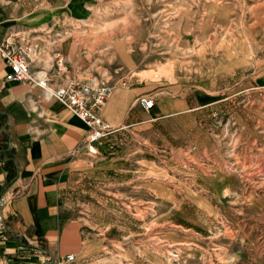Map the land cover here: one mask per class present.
I'll return each mask as SVG.
<instances>
[{
	"label": "rangeland",
	"instance_id": "1",
	"mask_svg": "<svg viewBox=\"0 0 264 264\" xmlns=\"http://www.w3.org/2000/svg\"><path fill=\"white\" fill-rule=\"evenodd\" d=\"M77 6L72 24L59 18L58 49L76 55L78 79L125 80L126 88L134 78L161 81L205 91L212 101L195 118L194 134L211 153L199 160L191 146L184 154L199 171L159 153L165 170L157 185L146 186L159 199L130 195L105 204L108 214H94L96 229L109 228L113 241L95 260L264 264V0H84ZM114 133L100 145L106 152L122 143L112 140ZM210 175L231 185L222 197L210 191ZM172 225L191 232L166 231Z\"/></svg>",
	"mask_w": 264,
	"mask_h": 264
},
{
	"label": "crops",
	"instance_id": "2",
	"mask_svg": "<svg viewBox=\"0 0 264 264\" xmlns=\"http://www.w3.org/2000/svg\"><path fill=\"white\" fill-rule=\"evenodd\" d=\"M80 1L84 0H0V43L6 36L18 34L17 42L40 48L35 66L44 75L52 55L60 52L59 18L64 25L72 24ZM74 56L66 54L64 59L72 77H78ZM6 72L0 57V137L5 131L8 138L0 157L11 159L16 171L12 183L6 185L7 174L0 162V264H60L67 254L74 255L75 264H99L95 259L113 241L109 228L102 233L96 229L94 214L102 216L105 204L127 202L130 195L144 193L153 198L155 194L159 199L146 187L157 185L165 170L160 171L159 153L197 171L199 167L184 155L187 149L193 146L199 160L211 153L203 143L194 141L199 131L195 118L212 104L205 91L134 78L128 88L114 89L99 112L116 129L112 140L122 143L112 152L97 146L95 153H87L83 147L85 125L39 87L6 82ZM139 97L152 98V109H142L137 104ZM197 176L187 174L203 185L204 178ZM210 177L211 192L222 197L229 191L227 181ZM172 226L176 229L166 231L191 232Z\"/></svg>",
	"mask_w": 264,
	"mask_h": 264
},
{
	"label": "built area",
	"instance_id": "3",
	"mask_svg": "<svg viewBox=\"0 0 264 264\" xmlns=\"http://www.w3.org/2000/svg\"><path fill=\"white\" fill-rule=\"evenodd\" d=\"M15 38L14 34L8 35L0 43V57L7 66L5 81L35 85L48 97L62 104L85 125L87 133L83 147L87 153H95V148L102 145L105 138L116 131L99 116V112L116 85L126 88L128 82L120 80L117 84H109L104 80L93 79L83 82L78 77H72L64 57L59 52L52 55L50 69L43 75L42 70L35 66L40 59L41 49L31 44H21ZM137 104L145 111L154 106L153 99L149 97H139ZM74 263L72 254H67L60 262Z\"/></svg>",
	"mask_w": 264,
	"mask_h": 264
},
{
	"label": "trees",
	"instance_id": "4",
	"mask_svg": "<svg viewBox=\"0 0 264 264\" xmlns=\"http://www.w3.org/2000/svg\"><path fill=\"white\" fill-rule=\"evenodd\" d=\"M7 142H8V138H7V135H6L5 131H4L2 137H0V152L1 153H3L5 151V149L7 148ZM0 162L2 163V167H3L4 171L7 174V176H6V185H9L14 180V178L16 176V171L13 168V164L11 162V159L1 158L0 157Z\"/></svg>",
	"mask_w": 264,
	"mask_h": 264
}]
</instances>
